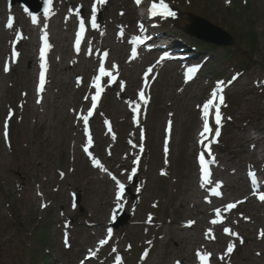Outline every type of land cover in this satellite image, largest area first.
<instances>
[{
	"label": "rangeland",
	"instance_id": "obj_1",
	"mask_svg": "<svg viewBox=\"0 0 264 264\" xmlns=\"http://www.w3.org/2000/svg\"><path fill=\"white\" fill-rule=\"evenodd\" d=\"M165 2L177 15L175 18H159L157 21L162 24L163 30L181 36V42L195 47L202 42L185 32V27L189 24L188 15L193 13L226 31L234 38L235 44L232 47H219L215 50L200 44L198 49L202 54L199 56L201 57L199 62L206 64L204 76L195 82H186L185 70L178 74L173 64H169L151 77L155 84L146 95L149 102L146 105L140 103L141 118L137 121L140 127L135 134L137 139L135 142L144 149L142 158H139L143 161L141 171L128 180L129 187H126L125 193L129 203H125L117 220L111 224L116 235L111 247L116 251L112 254V248L107 249L105 255L101 253L102 257H107L106 264H116V257L122 258V264H173L175 254L178 253V242L177 238L173 239L174 234L168 222L180 216L178 208L185 199V190L196 188L194 176L198 170L199 149L195 147V142L198 141V134L204 123L201 108L197 106H202L210 98L218 82L224 81L226 90L223 91V95L227 96V99L223 110L226 124L224 128H220L224 135L219 139L216 148L217 151H223L228 171H221L216 179L225 184V192L231 199L222 203V207L231 212L228 215L230 217L228 219L232 221L229 228L236 230L244 242L241 244L238 238L233 239L227 235L221 225L214 237L219 243L217 246H221L222 240L226 238L229 239V244L236 245L233 253L228 255L231 259L228 264H264V240H260L258 234L260 227L264 230L263 211L257 212L253 208L255 203L242 204L243 206L236 211L226 208L228 204L236 202L233 199L246 198L244 184L233 181L235 177L243 176L250 167L256 170L263 169L251 151L243 152L246 145H241L236 135H241L247 129L251 133L259 129L261 124L259 114L264 113V81L261 80L264 79V0H231L230 3L227 0H178V2L165 0ZM188 3L192 6L188 7ZM133 6L130 1H126V7ZM13 8L8 7L7 0H0V10H8L7 20L14 17L15 22L16 14L12 13ZM76 9H79L82 17L86 15L83 6ZM116 15L115 19L118 22L135 28L136 16H132L131 12L121 10L120 15ZM109 17L113 18L112 15ZM106 19L99 9L97 22ZM61 33L66 34V31L63 30ZM253 33L256 40L252 46L245 34L250 36ZM107 35L96 34L95 41L89 36L88 43L82 45L84 50L90 43L105 46L106 40L109 39ZM112 36L119 38L118 35ZM8 37L9 30L0 24L2 51L0 68L5 50H8L5 42L1 40H8ZM70 38L72 36L67 35V41L63 42L68 45L69 50L71 42L75 43L76 40L75 37L71 40ZM115 44L118 45L116 42ZM32 49L30 40L27 45L16 47L21 53L15 67L18 74L10 71L11 74L5 76L8 77V84L0 80V264H57V261L78 264L81 262L79 259L83 257L78 252L79 244L88 234V226L84 225L87 217L104 220L108 211L102 209L101 204L113 195L112 184L98 179V176L103 174L98 173L91 157L83 150L87 141L84 136L86 134L74 124L73 111L78 109L76 103L82 104L85 96L94 95L92 90L83 91L88 85L91 86L90 79L93 74L87 70L79 75L74 74L65 87L59 88L60 92L68 95L65 100L67 104H64L66 109H56L50 98L40 107L34 106L30 103L29 97L33 94L35 81L25 75L26 71L29 73L30 68L34 67L35 76V66L27 59V53ZM118 55L121 56L117 79L119 84L120 80L125 81L126 78L129 81L126 73L129 65L124 62L127 58V49L123 48ZM50 56L48 55L47 62L55 76L59 72L56 65L61 66L65 63L66 56L59 49L50 52ZM56 58L59 60L56 61ZM80 61L89 64L90 58L87 54L81 55ZM239 61H246V65H241ZM238 66L245 68V72L242 74L236 72L239 70ZM237 74L238 78L228 85L227 82L233 80ZM78 78L83 79L79 84ZM88 80L89 84H86ZM76 85H79L77 96L72 98L69 95L76 91ZM140 86L143 87L142 84ZM140 90L142 89L139 88L138 92L134 93L126 87L123 90L119 87L118 93H114L113 90L106 89L101 105L89 119V125L97 138L108 134L102 129L105 122H110L115 128L114 134L117 138L111 143H97L89 147L94 156L107 166L115 164L117 159L123 158L129 152L128 148L131 145L126 142L131 141V128L136 121V116L130 111L129 102L139 100ZM86 101L85 113L91 107L90 100ZM121 108L129 109L125 114H118L117 109ZM10 110L13 115L8 120L9 139L6 140L5 122ZM34 114L43 121L42 126L35 124ZM169 121L172 122L170 138L167 132ZM125 125L127 126L124 127ZM142 133L146 135L145 139L141 138ZM122 137H127L123 145L119 140ZM166 140L169 149L167 154L164 151ZM230 160L232 163L228 162ZM61 172L64 173L63 177L60 175ZM244 183L247 184V181ZM228 184L230 186L232 184V187L229 188ZM203 196L206 197L207 194L203 193ZM44 204L47 207H42ZM202 206L208 208L205 199ZM187 211L186 214L191 213L189 207ZM123 212L130 219L126 225L115 228L121 221ZM149 215L153 218L151 223L147 222ZM137 219L142 221L144 219L146 223L143 226L136 225L134 221ZM213 219L216 217L211 215L206 221ZM203 225L200 224L198 227L201 236ZM66 234L70 247H66L64 243ZM92 239L85 247L91 248L94 245L91 244ZM199 243L207 244L206 241ZM182 250L190 255L193 253L192 246ZM145 252L148 253L146 257ZM213 252L219 256L216 249ZM169 253H172L171 258ZM103 258L93 264H103ZM213 264L223 262L214 261Z\"/></svg>",
	"mask_w": 264,
	"mask_h": 264
},
{
	"label": "bare ground",
	"instance_id": "obj_2",
	"mask_svg": "<svg viewBox=\"0 0 264 264\" xmlns=\"http://www.w3.org/2000/svg\"><path fill=\"white\" fill-rule=\"evenodd\" d=\"M121 1V2H119ZM126 1L127 0H108V2L103 5V6H97L102 13L104 14V17H107L106 21L103 20L102 22H97L100 25L99 29H93L90 26V16H91V9L92 6L94 4V0H53V10H52V14L48 17V21H45L43 19V17L41 18H37V23H32V19L31 17L25 13L23 10H21L17 5L13 8V12L16 14L17 19L16 22L13 23V28L9 29L7 27V20H6V15L8 14L7 10H1L0 11V23L9 30V39L8 40H1L2 42H5L6 44V48H8V50H5V57L3 58V60L1 61L2 63V68H0V80L2 79V81H4L6 84H8V77H5L6 75L8 76L11 72H15V74L17 75V71H16V66L18 65V62L15 64H11V70L8 73L2 72V69L5 66L6 61H10L11 58V51L13 48V43L15 42V47L18 46H25L28 44V41L30 40V43L32 44L33 50L31 52V50H29V52L27 53V59L28 61H30L33 66H35V76H33V72H34V67L30 68V72L25 73L26 76H29L30 79H33L35 82L33 84V90L32 92H34V94H31V96L29 97L30 103L33 104L34 106L40 107L44 101H48V98H50L52 100L53 105L56 107V109H66V106L64 104L66 97L68 95H64V93L60 92L59 88L65 87L71 80V76L72 75H79L81 72L85 70H87L88 72H90V74L95 73L96 71H98L99 68V63L100 60L103 56V52L107 51L109 53L107 60L105 61V67L106 68H110L111 65L115 64V65H120L121 62L119 60V58L121 57L120 55H118V52H120L123 48L127 49V58L124 59L125 63H128L129 67L127 69V75L129 78V82L128 79L126 78L125 82V87L127 90H131V92L134 91V93L138 92V89L140 88V85L145 82L144 80V76L145 73L147 71V69L150 66H154V70L153 73L149 75V79L151 78V76L159 69V67L165 65V63H170V62H174L173 58H170L169 60H166V62H160L157 63V61L159 60L158 58H147L143 55V52H141V50H139L140 46L144 45V44H148L150 43H155L157 42L159 39L160 32H157L154 28V26L148 27L146 29V26L144 25V23L146 22L147 19L144 18H140L139 16H136L135 18V28H129L130 26H125L124 23L121 24V22H118L115 17H117L116 14L120 15L121 10H128L129 12L132 13V15H134V11H132L131 7H126ZM130 2H135V0H128ZM66 4V5H65ZM76 6H84L85 10H86V15L84 16L85 18V23H86V34L84 37V40L82 43H84L86 41V39L89 36H92L93 39L95 41V35H99V34H108V40H106L105 38H103L104 40H106V45H97L95 43H92L88 50L91 49V55H89L87 53V55L91 58L89 61V64L83 63V61H80V57L83 53H85L82 49H80V52L77 53L74 47L75 52H70V50L68 49V45L63 44V42L65 43L67 41V35H71L72 38L75 37V35L78 32V28H79V18L78 16L75 15V11H76ZM112 15V19H110L109 16ZM44 25H47V32H48V36H49V43L52 45L51 49L48 52H54L56 50H61L62 52H64L65 54V63L60 65H56L58 67L59 72H57L54 76V73L52 72V75L50 74L49 76L46 77V85H45V92L42 94V100L40 103H37V100L39 98L38 96V78H39V72H40V59H39V53H40V49L43 46V41H42V36L44 34ZM142 26V27H141ZM62 28V29H61ZM66 31V34H62V31ZM132 31L133 33H131V35L128 37L124 36V35H129V33H126V31ZM121 31H123V36L120 35ZM141 32H152L154 34V36L148 38L147 41H145L142 44H132V40L138 36L136 35V33H141ZM35 33H37L35 35ZM68 33V34H67ZM22 34V39L19 38L20 35ZM119 36V38H114V36ZM32 35V37L30 38V36ZM94 35V36H93ZM143 35V34H140ZM70 38V40L72 39ZM33 41H32V40ZM18 41V42H17ZM169 39L166 41V44L169 43ZM71 42V41H70ZM115 42L118 44L116 45ZM184 42V41H183ZM72 43V42H71ZM81 43V44H82ZM9 44V45H8ZM183 44V43H182ZM180 44V45H182ZM162 46L163 49L165 50H169V47L166 46L164 43L160 44ZM120 48H119V47ZM1 47V46H0ZM133 47H135L138 51V56L136 59H138L137 63H133L131 64L132 60H136V59H132L131 58V51L133 49ZM4 48V47H3ZM141 49V48H140ZM4 50V49H3ZM1 51V50H0ZM2 52V51H1ZM149 56H151V54H148ZM174 56H178V55H174ZM20 58V57H19ZM48 58V57H46ZM57 59V58H56ZM149 60V61H155V63L150 62L149 64H147L145 62V60ZM59 59H57L56 61H58ZM160 65V66H159ZM28 70V69H27ZM39 71V72H38ZM51 72V70H50ZM138 74V75H136ZM178 74H180V71H178ZM134 77V79H132ZM6 78V79H5ZM107 80L108 78L105 77L104 78V83L106 84L105 89H111L114 91V93H118V88H119V84L117 83V81L115 83L112 84H107ZM148 86L151 87V85H153L155 83V81H148ZM51 84V86H50ZM76 91L74 93H71L69 96H71L72 98L77 96V90H78V86L76 85ZM92 90L94 89L92 86L87 87L86 89H84L83 91L87 92L88 90ZM132 102L135 103H139L140 101L137 99L132 100ZM71 103V102H70ZM79 104V105H78ZM140 104V103H139ZM29 105V104H28ZM76 105L78 106V109L73 111V117H74V124L75 126L80 127L83 132L85 133V128L83 125V121L78 119V115L83 112L84 114V106L86 105V101L82 102V104L80 102L76 103ZM21 106V105H19ZM131 110L132 115L134 114L136 116V121L134 122L135 127L131 128L132 134H131V141L130 144L133 148V150H130L128 148V153L125 155L123 160H117L115 165L113 164L112 167H108L107 165H105L102 161H100L112 174L116 175L117 177H119L118 179H120V181H124L128 178L129 175H131V171L132 168L134 166V168L137 169V173H139V168L141 165V160H139V165L134 163V159L135 157H141V155L143 154V152L140 151V146L135 142L136 137L135 134L139 131V127H138V123L137 121H139V119L141 118V104H140V113L137 116L136 113L133 112L132 110V105L130 104L129 107ZM128 108V109H129ZM128 109L123 110V108L121 109H117L118 110V114L119 113H126ZM116 112V111H115ZM123 114V115H124ZM130 114V113H129ZM131 115V114H130ZM260 116V120H261V124L259 126L258 131H256L255 133L256 135H253L250 130H244V133L237 134L236 137L238 138V140L240 141L241 145H246V148L243 152H245L246 150H249L252 152L253 157L254 158H258V163L264 168V113L260 112L259 114ZM34 120H35V124L36 125H43V121H41L38 116L36 114H34ZM109 124L110 122H105L104 125L102 126V129H104L106 132H108V134H103L101 136H99V138H97L95 136V133L92 131L91 126L88 124V129L89 132L92 135L93 138V145L97 144V143H111L113 140V136L112 134H114V127L112 124H110L111 126V131H109ZM212 125H214V123H212ZM127 125H125L124 127H126ZM202 131V130H201ZM86 134V133H85ZM127 134V132H126ZM115 135V134H114ZM87 138V135H84ZM223 135H220L219 139L222 137ZM256 136V137H255ZM117 137V135H115V138ZM127 137H122L120 138V144H124L126 142ZM200 132L198 134V141L195 142V147L198 148V157L199 154L201 152H205L206 150L202 147V145L200 144ZM87 143V141H86ZM85 143V144H86ZM126 144H128V142H126ZM135 145V147H134ZM217 143L212 145V152L215 156L216 159V163L211 165V171H212V179L213 182L215 183L216 181H218L217 176L220 175L221 171H228L227 165H226V159L225 156L222 155L223 151H217ZM208 159H211L210 157H206ZM129 160H132V164L131 167L130 165L127 163ZM230 163H232V161H228ZM96 168V167H95ZM197 175L194 176L195 179V186L196 188L194 189H187L185 190V199L182 201L180 207L178 208V215H180L178 217V219L176 218L173 221L168 222V224L170 225V230L171 232L174 234V240L176 239L178 242V253L175 254L174 257V262L173 264H175V261L179 260L181 262V264H198L200 263L196 253L197 251H207L210 252L211 255V259H210V264L213 263L214 261H219V262H223V264H228L230 262V258L229 256L226 254V250H227V246L229 245V239L226 238V240H222L221 242V246L220 245H216L219 244L216 240V238L214 237L217 231V228L221 225L223 228L227 227L229 228V226L232 224V221H230L228 218V215L231 214V212L227 211L225 208L222 207V203H224L226 200H231L229 195H227V193L225 192V184L222 183V187L220 189V191L222 192V196L220 197H214L211 195L210 191L201 188L200 184H201V168H200V164H197ZM98 169V168H96ZM253 170L251 168L246 169V172L244 173L243 176H236L235 179L233 181L235 182H240L242 184H244V194L247 195L246 198H244L242 203H237L241 200H236L233 199V201H236L237 203V207L233 208V211H236L237 209H239L241 207V205L244 203H251V202H247L248 200H252V198L254 197V192H255V188H253V185H251V183L249 182V171ZM98 172L100 173H105L104 171L98 169ZM236 174H233V176H235ZM98 179H100V181H104V182H109L110 184H112L113 186V195L112 197H110L107 201L103 202L101 204V208L102 209H106L107 212V216L106 218H104V220H97V219H90L87 217L86 223L84 225L88 226L87 232L88 234L85 236V238L83 239L82 243H80L79 246V251L82 254V259H79V261H84L85 264H93V262H96L99 258V253H101V250L103 248H105V246H108V244L110 242H113L114 238H115V234L113 232V236L111 238V240L109 241V243L107 245H99V239H101L102 237L106 238V234H107V228L111 222V212L113 210L114 207V198H115V192H116V185L114 183V181H112V179L110 178V176H106L103 177L102 175L98 176ZM245 180L247 182H249V184L244 183ZM102 181V182H103ZM232 183V182H231ZM126 185V184H125ZM194 186V185H192ZM209 187H212V185H210ZM228 187H232V184L230 186V184H228ZM207 192L208 197L205 199L203 196V193ZM204 199L206 201V203L208 204V208H205L202 206V204L204 203ZM127 200V197L125 196V201ZM196 200V202H195ZM198 200V201H197ZM215 200L217 201V203H215ZM211 201V202H209ZM190 202V203H189ZM193 203V204H192ZM258 205H254L253 208L257 211V212H262L264 213V202L260 201L257 202ZM189 207V209L191 210L190 214H186L187 208ZM216 209H220L221 212V219H222V223H217L215 225H213L211 223V221H206V218L208 216L214 215L216 217ZM194 210V212H193ZM188 212V211H187ZM227 217V218H226ZM217 218V217H216ZM144 221V219H143ZM140 219H137L134 221V224L136 225H141L143 226L145 224V222H143ZM188 221H195V223L191 226H187L188 225ZM206 221V222H205ZM233 222L235 223V220L233 218ZM200 224H204L202 227V236L200 235V231H199V226ZM238 226V225H236ZM209 229H211V233H209ZM231 229V228H230ZM232 230V229H231ZM246 230H251V228H246ZM233 232L237 233L236 230H232ZM262 230H259V235L261 233ZM91 236L92 238H90L89 236ZM228 235V233H227ZM230 237H232L233 239H237L236 236H232L229 234ZM214 237V238H213ZM91 240V244H94L91 248L89 247H85L87 245V242H89ZM261 239V236H260ZM202 241H206V245L201 244L199 242ZM199 245V246H198ZM188 246H192V250L193 253H186L185 249ZM96 250L97 254L95 257H90V253L89 250ZM216 249L217 250V254L219 256L214 255L213 250ZM115 250V249H113ZM112 250V251H113ZM218 251L220 253H218ZM170 254V258L172 256V253ZM261 254V253H260ZM224 256V259L221 260L220 257ZM57 264H66L63 261H57ZM78 264H81V262Z\"/></svg>",
	"mask_w": 264,
	"mask_h": 264
},
{
	"label": "snow or ice",
	"instance_id": "obj_3",
	"mask_svg": "<svg viewBox=\"0 0 264 264\" xmlns=\"http://www.w3.org/2000/svg\"><path fill=\"white\" fill-rule=\"evenodd\" d=\"M108 2V0H94V4L92 6L91 9V16H90V26L93 29H99L100 25L97 23V15L99 12V8L97 7L99 6H103ZM228 3L231 2V0H227ZM136 3L139 5L141 3V0H136ZM53 5V0H45V8H44V15L45 16H50L52 14L51 12V6ZM24 11L31 17L32 19V23H37V17L31 12L29 11L28 8H25ZM149 13L152 17H161V18H168V17H172L175 18L177 13L176 11L172 10V8L165 2V0H159V2H156V0H153V2L151 3V6L149 8ZM123 14V13H121ZM75 15L80 17L79 18V28H78V32L76 34V40H75V50L77 53L80 52L81 49V43L84 40L85 34H86V23H85V18L82 17L80 15V11L79 9H76L75 11ZM13 22H14V17H9L8 21H7V27L9 29L13 28ZM142 27V26H141ZM47 25H44V34L42 36V41H43V46L40 49V53H39V59H40V72H39V78H38V100L37 103H40L42 100V94L45 92V85H46V73L48 71V62H47V53L48 51L51 49L52 45L49 43V36H48V32H47ZM121 36H123V31H121L120 33ZM19 38H23L22 34L20 35ZM18 42V41H17ZM132 44L136 45V44H142L144 43V38L141 36H136L132 41ZM88 54L91 55V49L88 50ZM21 53L19 51L16 50L15 47V42L13 43V48L11 51V58L10 61H6L5 66L3 68V71L5 73H8L11 70V64H15L18 62L19 57H20ZM109 53L107 51L103 52V56L100 60L99 63V68H98V75H96L94 77V79L91 82V86L95 89V94L91 97V107L88 109L87 114H84L83 112H81L78 115V119L83 121V125L85 128V133L87 135V143L84 146V151L89 155V157H91L92 163L95 167H97L98 169L104 171L105 173H107L110 178L112 179V181H114L115 185H116V192H115V198H114V207L113 210L111 212V221L115 222L117 220L118 214L124 209L125 207V192H126V185L125 183L121 182L120 179H118V177L114 174H112L94 155L91 151H89V147L93 145V138L91 133L89 132L88 129V124H89V119L93 116L95 109L97 108V104L100 101L101 98V94L104 92L106 84L104 83V78L107 77V84H112L115 83L119 77V66L118 65H111L110 68H106L105 67V61L108 58ZM138 56V51L135 47H133L132 51H131V58L132 59H136ZM166 56H162L160 58V60L157 61V63L162 62L164 59H166ZM154 70V66H150L144 76V80H145V87H147V82L149 79V75L153 73ZM198 71V68L196 67H192L189 68L187 70L186 73V82L190 81L194 74ZM239 74H237L236 76L233 77V80L228 81L227 84L230 85L234 80H236L238 78ZM82 78H78L77 83L79 84L81 82ZM125 86V82L123 80L119 81V87L121 88V90H123ZM226 84L224 81H220L218 82L217 87L211 92L210 94V98L201 106L198 105L197 107L201 108L202 111V117H203V129L200 132V144L202 145V147L206 150L205 152H201L199 154V163H200V168H201V188H204L208 191H210L211 195L214 197H220L222 196V192L220 191L221 187H222V181H216L215 183L213 182L212 179V171H211V165L216 163V159L215 156L212 152V145L216 144L219 142V137L221 135V131L220 128L222 127V120H223V116L221 113V106H225V97L223 95V91L225 88ZM26 95V93H25ZM138 98L140 102H143V104H147L148 98L146 97L145 91L142 89L139 91L138 93ZM89 97L85 96V100H88ZM132 105V110L134 113L137 114V116L140 113V104L139 103H135L130 101L129 102ZM22 107V106H21ZM13 115L12 110H10L9 112V117L6 119L5 122V131H4V136L5 139L8 140L9 139V125H8V120L11 119ZM210 117H214V125L210 124ZM230 119V117L228 118ZM107 123V122H106ZM109 131H111V126L109 124ZM171 130H172V122L169 121L168 122V127H167V132L169 134V138L171 135ZM141 138L143 139V135L141 136ZM113 139H115V135H113ZM9 147L11 146L10 142H9ZM135 147V145H134ZM140 151L143 152V146H140ZM164 151L165 154L168 153L169 149L167 146V140L165 141V147H164ZM206 157H210L211 159H208ZM134 163L139 165V158H137L136 160H134ZM137 174V169L133 168L131 171V175L128 176V179L131 180L133 177H135ZM163 175H166L165 172H162ZM61 177H63L64 173L61 172L60 173ZM248 175L251 178V183L253 185L258 184V179H257V174L254 170H250ZM210 185H212V187H209ZM254 195L257 194L256 192L253 193ZM73 197L75 198V193H73ZM258 198L260 201L264 202V190H260L259 191V195ZM211 202V201H209ZM243 201H239L237 203H242ZM237 203H230L226 206L227 209H233L237 207ZM42 207H47L46 204L42 205ZM73 207H75V203L73 204ZM216 219H213L211 221V223L213 225L217 224V223H222V219H221V212L220 209H216ZM152 216L149 215L148 217V223L152 222ZM195 223V221H188V225L187 226H191ZM226 233L232 235V236H236L239 239V242L241 244H243V238L239 236L238 233L233 232L230 228L225 227L223 229ZM209 233H211V229L208 230ZM113 236V229L111 227L107 228V234H106V238L99 240V245L103 246V245H107L109 243V241L111 240ZM260 236L262 238H264V230L261 231ZM214 238V237H213ZM65 246L66 247H70L69 242H68V236L67 234L65 235ZM149 243H151V241H149ZM129 247H131L129 245ZM236 245L234 243H230L227 246V250H226V254L227 255H231L235 249ZM115 251V250H113ZM90 253V257H95L97 252L96 250H89ZM147 252L144 253V256H147ZM200 264H210V259H211V253L207 252V251H197L196 253ZM116 264H122V258L120 257H116ZM221 260L224 259V256L220 257ZM81 264H85L84 261H81ZM175 264H181V262L179 260L175 261Z\"/></svg>",
	"mask_w": 264,
	"mask_h": 264
},
{
	"label": "water",
	"instance_id": "obj_4",
	"mask_svg": "<svg viewBox=\"0 0 264 264\" xmlns=\"http://www.w3.org/2000/svg\"><path fill=\"white\" fill-rule=\"evenodd\" d=\"M20 1L30 6L27 0ZM190 21L192 22V26L189 28V31L192 35H197L200 39L217 45H233L234 40L231 36L221 29L214 27L207 21L194 16H190Z\"/></svg>",
	"mask_w": 264,
	"mask_h": 264
},
{
	"label": "trees",
	"instance_id": "obj_5",
	"mask_svg": "<svg viewBox=\"0 0 264 264\" xmlns=\"http://www.w3.org/2000/svg\"><path fill=\"white\" fill-rule=\"evenodd\" d=\"M249 40L251 41V43L253 44L254 43V41L256 40V36H255V34L253 33L251 36H249Z\"/></svg>",
	"mask_w": 264,
	"mask_h": 264
}]
</instances>
